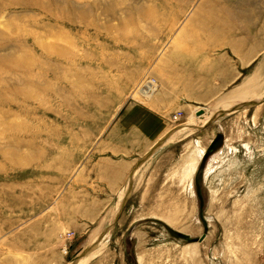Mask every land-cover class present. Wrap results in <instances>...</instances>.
Wrapping results in <instances>:
<instances>
[{"label": "rangeland", "instance_id": "374dc122", "mask_svg": "<svg viewBox=\"0 0 264 264\" xmlns=\"http://www.w3.org/2000/svg\"><path fill=\"white\" fill-rule=\"evenodd\" d=\"M0 264H264V0H0Z\"/></svg>", "mask_w": 264, "mask_h": 264}, {"label": "crops", "instance_id": "0c3cea01", "mask_svg": "<svg viewBox=\"0 0 264 264\" xmlns=\"http://www.w3.org/2000/svg\"><path fill=\"white\" fill-rule=\"evenodd\" d=\"M135 163H136V160L130 162L129 165H128V162L127 163L125 162L124 163L125 169L121 173H119V171L116 172L114 170V168L109 169L108 172L110 173V177L113 179V182H114V180H118V181L121 180L124 177V174H128V172L133 168V166L135 165ZM114 175H117L118 178L117 177H114ZM116 188H118V186H114L113 187L114 190H116Z\"/></svg>", "mask_w": 264, "mask_h": 264}, {"label": "water", "instance_id": "95a60500", "mask_svg": "<svg viewBox=\"0 0 264 264\" xmlns=\"http://www.w3.org/2000/svg\"><path fill=\"white\" fill-rule=\"evenodd\" d=\"M221 140H222V135L217 136L216 139H215V141H214V143H213V146H216ZM202 239H203V236L201 237L200 241Z\"/></svg>", "mask_w": 264, "mask_h": 264}, {"label": "bare ground", "instance_id": "6f19581e", "mask_svg": "<svg viewBox=\"0 0 264 264\" xmlns=\"http://www.w3.org/2000/svg\"><path fill=\"white\" fill-rule=\"evenodd\" d=\"M150 90H151V89L149 88L147 91H148V92H151ZM146 93H147V92H146ZM146 93H145V94H146Z\"/></svg>", "mask_w": 264, "mask_h": 264}]
</instances>
